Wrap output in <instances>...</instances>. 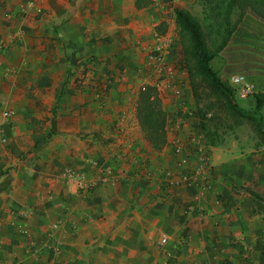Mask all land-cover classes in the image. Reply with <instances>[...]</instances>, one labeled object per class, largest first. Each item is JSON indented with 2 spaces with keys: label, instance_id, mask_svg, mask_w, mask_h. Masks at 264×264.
Returning a JSON list of instances; mask_svg holds the SVG:
<instances>
[{
  "label": "crops",
  "instance_id": "obj_1",
  "mask_svg": "<svg viewBox=\"0 0 264 264\" xmlns=\"http://www.w3.org/2000/svg\"><path fill=\"white\" fill-rule=\"evenodd\" d=\"M184 4L0 0V264H264V147L200 134L174 156L194 125L159 94L163 149L138 127L144 62L177 59Z\"/></svg>",
  "mask_w": 264,
  "mask_h": 264
},
{
  "label": "trees",
  "instance_id": "obj_2",
  "mask_svg": "<svg viewBox=\"0 0 264 264\" xmlns=\"http://www.w3.org/2000/svg\"><path fill=\"white\" fill-rule=\"evenodd\" d=\"M197 1L201 7L202 22L185 9H175L174 18L184 67L194 97L200 100L199 87L203 86L215 99V104L197 109L200 129L202 132L207 129V123L213 119L206 118V114L218 108L237 119L251 121L260 133L261 145L264 147V120L261 114L264 96L254 95L253 109L245 110L236 103L233 89L220 78L211 64L227 46L247 13L264 22V0ZM135 115L142 137L150 149L161 151L167 140L166 115L153 87L146 86L138 91ZM204 138L209 144L217 145L207 139V134H204ZM252 195L258 200V209L264 213V199L255 193Z\"/></svg>",
  "mask_w": 264,
  "mask_h": 264
},
{
  "label": "rangeland",
  "instance_id": "obj_3",
  "mask_svg": "<svg viewBox=\"0 0 264 264\" xmlns=\"http://www.w3.org/2000/svg\"><path fill=\"white\" fill-rule=\"evenodd\" d=\"M184 1L183 9L189 11L202 22L200 3L197 0ZM255 20L257 19L250 14H246L231 36L227 46L211 63L219 73L220 78L227 84L228 77L237 71L244 69L247 70L248 74H252L247 77V82L253 87V95L244 99H235L236 103L245 110L253 109L254 95L262 94L264 96V28L261 26L263 30H260L256 26ZM176 58L179 65H182V71L187 79L190 94L186 93L184 106L191 108V115L189 118L175 113L171 116L170 122L193 124L194 126H191L188 134H201L203 137L204 134H207L208 140L220 145H230L232 141H237L242 148H258L262 143L260 133L255 129V125L251 121L237 119L218 108H214L206 114V118L213 120L207 123V129L204 132L201 131L197 109H204V106L208 104H215V99L208 90L200 86L201 98L196 100L190 88L181 48L176 52ZM261 114L264 120V106L261 109Z\"/></svg>",
  "mask_w": 264,
  "mask_h": 264
},
{
  "label": "built area",
  "instance_id": "obj_4",
  "mask_svg": "<svg viewBox=\"0 0 264 264\" xmlns=\"http://www.w3.org/2000/svg\"><path fill=\"white\" fill-rule=\"evenodd\" d=\"M171 2L173 0H170ZM168 50H162L157 48L155 52L149 54L147 61L144 62V75L141 82V89H144L146 86L154 87L163 98H170L175 101L176 112L183 117L188 116L190 118L191 108L187 107L185 104L186 101V87L187 79L185 73L182 71V65H179L178 60L175 59L173 62L168 61ZM228 84L233 89V94L235 99H244L253 95V87L247 82V77L245 74H232L228 77ZM11 111H4L2 117L5 121L11 116ZM172 116V115H171ZM171 116L167 117L168 123L171 121ZM2 131L0 128V144H1ZM200 139L198 134H189L188 143L181 148H175L174 156L177 153L187 154L189 153L190 146L192 144L196 145V142ZM119 174L118 168L115 165L104 167L102 170V175L106 179L114 178ZM169 177L170 174L166 175ZM167 181V182H168ZM184 183L193 182L191 175H184ZM169 183V182H168ZM205 186L201 188L203 192Z\"/></svg>",
  "mask_w": 264,
  "mask_h": 264
}]
</instances>
